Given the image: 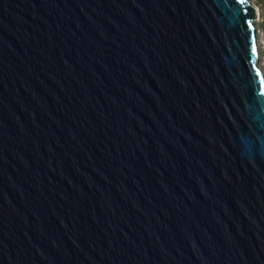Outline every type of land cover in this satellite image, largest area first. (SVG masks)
Returning a JSON list of instances; mask_svg holds the SVG:
<instances>
[{
  "label": "water",
  "instance_id": "95a60500",
  "mask_svg": "<svg viewBox=\"0 0 264 264\" xmlns=\"http://www.w3.org/2000/svg\"><path fill=\"white\" fill-rule=\"evenodd\" d=\"M252 0H0V264H264Z\"/></svg>",
  "mask_w": 264,
  "mask_h": 264
},
{
  "label": "rangeland",
  "instance_id": "374dc122",
  "mask_svg": "<svg viewBox=\"0 0 264 264\" xmlns=\"http://www.w3.org/2000/svg\"><path fill=\"white\" fill-rule=\"evenodd\" d=\"M257 7V28H258V55L259 64L264 75V0H252Z\"/></svg>",
  "mask_w": 264,
  "mask_h": 264
},
{
  "label": "bare ground",
  "instance_id": "6f19581e",
  "mask_svg": "<svg viewBox=\"0 0 264 264\" xmlns=\"http://www.w3.org/2000/svg\"><path fill=\"white\" fill-rule=\"evenodd\" d=\"M258 10V9H257Z\"/></svg>",
  "mask_w": 264,
  "mask_h": 264
}]
</instances>
